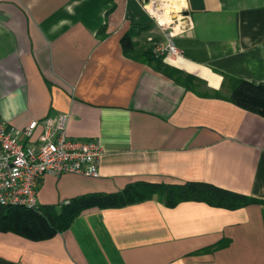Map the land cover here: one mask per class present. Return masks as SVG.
Listing matches in <instances>:
<instances>
[{"label":"crops","instance_id":"0c3cea01","mask_svg":"<svg viewBox=\"0 0 264 264\" xmlns=\"http://www.w3.org/2000/svg\"><path fill=\"white\" fill-rule=\"evenodd\" d=\"M173 1L187 14L173 37L180 54L163 62L192 87L140 58L165 40L142 0H0V120L68 113L72 139L103 147L98 177L45 175L40 206L137 181L264 201V117L230 99L234 79L264 83V0ZM129 32L138 57L124 52ZM0 264H264V202L168 206L155 195L94 207L48 239L0 231Z\"/></svg>","mask_w":264,"mask_h":264},{"label":"built area","instance_id":"2783aa9c","mask_svg":"<svg viewBox=\"0 0 264 264\" xmlns=\"http://www.w3.org/2000/svg\"><path fill=\"white\" fill-rule=\"evenodd\" d=\"M155 3V0L143 2L144 7L152 5L150 10L153 13H161L156 20L165 34V41L154 42L153 51L163 57L178 55L180 50L173 37L178 32L182 10L175 11L173 8L167 16H162L163 9ZM68 124L69 114L64 112L56 117L33 119L25 127L0 120V205L38 208L37 187L45 175H100L99 165L103 155L100 140L72 139ZM40 125L42 131L35 138Z\"/></svg>","mask_w":264,"mask_h":264},{"label":"trees","instance_id":"16d2710c","mask_svg":"<svg viewBox=\"0 0 264 264\" xmlns=\"http://www.w3.org/2000/svg\"><path fill=\"white\" fill-rule=\"evenodd\" d=\"M133 32L125 34L122 39L124 52L128 56L138 57L136 42L132 41ZM147 63L154 64L157 69L174 78L187 87L193 86L194 77L173 69L163 62V56L153 51V46L140 53ZM235 80L230 99L235 104L264 117V83L255 84L244 80ZM161 196L168 206H175L185 200H199L211 205L236 209L251 202H264L246 195L229 191L210 183L186 182L168 184L137 181L128 184L115 193H91L75 197L59 208L56 206L0 205V231H13L34 240L53 237L64 231L83 211L90 208H118Z\"/></svg>","mask_w":264,"mask_h":264},{"label":"rangeland","instance_id":"374dc122","mask_svg":"<svg viewBox=\"0 0 264 264\" xmlns=\"http://www.w3.org/2000/svg\"><path fill=\"white\" fill-rule=\"evenodd\" d=\"M155 1H156L155 5L159 6V8H161V10L163 9V11L165 13V14L162 13L163 14L162 16H167V14L170 13L173 8H174L173 10H175V11L182 10V9L177 8V7H171L172 3L174 2L173 0H155ZM168 5H170V6L168 7ZM144 9L150 15L151 19L154 20V22H155L156 26L158 27V29H160V31L163 32L162 29L160 28V26H158L157 20H156V17L160 18L161 13L159 11L157 13H153L150 10V7H147V6L144 7ZM163 34H164V32H163ZM161 41H165V40H153V42H161Z\"/></svg>","mask_w":264,"mask_h":264},{"label":"water","instance_id":"95a60500","mask_svg":"<svg viewBox=\"0 0 264 264\" xmlns=\"http://www.w3.org/2000/svg\"><path fill=\"white\" fill-rule=\"evenodd\" d=\"M142 1H143V2H147L148 0H142ZM183 14H187L186 11H185V13H183Z\"/></svg>","mask_w":264,"mask_h":264},{"label":"bare ground","instance_id":"6f19581e","mask_svg":"<svg viewBox=\"0 0 264 264\" xmlns=\"http://www.w3.org/2000/svg\"><path fill=\"white\" fill-rule=\"evenodd\" d=\"M148 7H150V9H151V5H148Z\"/></svg>","mask_w":264,"mask_h":264}]
</instances>
